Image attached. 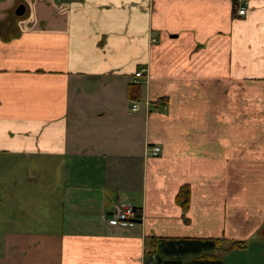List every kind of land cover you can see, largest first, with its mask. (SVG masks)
I'll return each mask as SVG.
<instances>
[{
  "label": "crops",
  "instance_id": "1",
  "mask_svg": "<svg viewBox=\"0 0 264 264\" xmlns=\"http://www.w3.org/2000/svg\"><path fill=\"white\" fill-rule=\"evenodd\" d=\"M152 237L264 264V0H0V264H143Z\"/></svg>",
  "mask_w": 264,
  "mask_h": 264
},
{
  "label": "trees",
  "instance_id": "2",
  "mask_svg": "<svg viewBox=\"0 0 264 264\" xmlns=\"http://www.w3.org/2000/svg\"><path fill=\"white\" fill-rule=\"evenodd\" d=\"M129 94H135L136 86H130ZM161 105L164 102L161 101ZM175 203L184 211L188 205V189L181 187L175 196ZM138 212V211H137ZM222 240L218 239H183V238H148L144 242L143 264H180V261L162 260L158 253L168 257L175 254H194L202 251L217 249ZM239 243H232L229 249L239 247ZM151 256V257H150Z\"/></svg>",
  "mask_w": 264,
  "mask_h": 264
},
{
  "label": "built area",
  "instance_id": "3",
  "mask_svg": "<svg viewBox=\"0 0 264 264\" xmlns=\"http://www.w3.org/2000/svg\"><path fill=\"white\" fill-rule=\"evenodd\" d=\"M234 11L237 16H243L244 14V7L243 6H234ZM144 72L143 69H140L139 71L134 73V77H140L142 73ZM130 111H136L137 110V104L131 103L130 104ZM158 147L156 146H150L145 151L146 155H149L151 157H154L158 153ZM140 214L137 212L133 207L130 205H124L107 218V223L111 225H116L121 228H128L135 226L139 220H140ZM151 257V256H150Z\"/></svg>",
  "mask_w": 264,
  "mask_h": 264
},
{
  "label": "water",
  "instance_id": "4",
  "mask_svg": "<svg viewBox=\"0 0 264 264\" xmlns=\"http://www.w3.org/2000/svg\"><path fill=\"white\" fill-rule=\"evenodd\" d=\"M17 11H18V12H21V11H22V8H21V7H20V8H18V9H17Z\"/></svg>",
  "mask_w": 264,
  "mask_h": 264
}]
</instances>
